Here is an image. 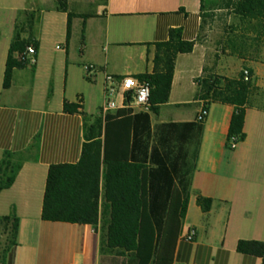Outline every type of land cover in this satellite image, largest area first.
I'll return each mask as SVG.
<instances>
[{"label": "crops", "instance_id": "1", "mask_svg": "<svg viewBox=\"0 0 264 264\" xmlns=\"http://www.w3.org/2000/svg\"><path fill=\"white\" fill-rule=\"evenodd\" d=\"M65 2L66 11L59 0H0V164L5 152L23 158L14 184L0 192V264H126L125 257L102 255L101 223L109 220L104 173L100 194L104 214L96 228L43 220L49 170L79 163L89 140H104L106 74L138 78L153 73L155 44L167 42L171 30H182L186 42L198 41L202 33V0ZM23 11L39 18L25 34L38 44L37 63L15 67L11 86L5 89L10 48ZM243 62L235 63L237 70ZM88 66L95 68L91 78ZM228 66L227 60H217L198 43L192 53L180 54L170 100L159 114L151 113L153 128L195 122L208 103L198 81L206 72L236 77L237 70L230 75ZM247 66L260 76L258 62ZM66 101H83L86 116L66 113ZM118 102L123 108L124 99L119 97ZM209 103L173 264H262L261 258L241 254L238 244L264 242V109L247 110L246 140L231 150L228 135L235 108ZM199 197L212 200L209 212ZM14 212L19 230L12 244L13 219L4 218H12ZM191 228L197 230L195 242L182 240Z\"/></svg>", "mask_w": 264, "mask_h": 264}, {"label": "trees", "instance_id": "2", "mask_svg": "<svg viewBox=\"0 0 264 264\" xmlns=\"http://www.w3.org/2000/svg\"><path fill=\"white\" fill-rule=\"evenodd\" d=\"M226 8L246 19L262 21L264 31V0H228ZM61 9L67 10L66 2ZM206 0H202L203 24L206 19ZM69 14L68 36L72 32ZM39 20L35 13L20 12L11 44L4 88L9 89L15 67L26 66L20 57L30 44L38 46L30 35ZM203 24L201 31L203 30ZM199 40V38H198ZM196 42H186L182 30H171L169 40L155 44L154 71L139 76L151 88L150 112L135 113L121 108L105 117L104 140H89L77 164L50 167L44 199L43 220L89 224L98 227L101 212V180L104 173L105 197L109 220L102 222V255L125 257L126 264H173L176 245L188 211L192 178L204 132L205 123H170L152 126V114L168 104L175 75L176 60L180 54L194 51ZM251 79L239 78L199 80L201 97L235 108L229 129L228 144L232 138L246 140L244 132L248 109L256 108L254 99L259 89ZM127 101V100H126ZM65 112L86 116L83 101L65 102ZM100 121V120H99ZM101 137V132L99 133ZM37 141V139H36ZM20 156V155H18ZM5 152L0 164V192L10 188L20 172L23 158ZM199 204L209 212L212 200L199 197ZM11 237L15 244L19 230L16 212ZM241 254L262 259L264 242L240 241Z\"/></svg>", "mask_w": 264, "mask_h": 264}, {"label": "rangeland", "instance_id": "3", "mask_svg": "<svg viewBox=\"0 0 264 264\" xmlns=\"http://www.w3.org/2000/svg\"><path fill=\"white\" fill-rule=\"evenodd\" d=\"M228 0H206V19L203 30L197 41L199 48L216 56L217 60H227L231 74L237 70L235 63L244 60L237 70V79L245 70H251L248 62L260 64V76L253 72V82L259 89L253 105L264 109V31L262 21L246 19L236 14L233 9L226 8ZM246 61V62H245ZM204 80L227 78L222 74L206 72ZM230 79V78H229ZM4 241V240H3ZM2 241V242H3ZM3 249L5 245L2 243Z\"/></svg>", "mask_w": 264, "mask_h": 264}, {"label": "built area", "instance_id": "4", "mask_svg": "<svg viewBox=\"0 0 264 264\" xmlns=\"http://www.w3.org/2000/svg\"><path fill=\"white\" fill-rule=\"evenodd\" d=\"M59 1L65 2L67 0ZM37 56L38 52L34 44L28 45L25 52L19 55L20 59L26 66H35L37 63ZM86 72L89 78L93 77L96 73L95 68L92 66L86 67ZM244 77L245 81H249L251 79V73L249 70L244 71ZM119 97L124 99L123 108L131 109L135 113L150 112L151 88L147 83L141 82L139 78L133 76L117 78L106 74L105 102L101 110V114L104 118L109 113L120 109L118 102ZM209 111V107L204 105L197 116V121L200 123H206ZM240 143L241 141L239 138H232L229 141L228 147L231 150H236ZM197 235V230L195 228H191L184 236H182L181 239L188 242H195Z\"/></svg>", "mask_w": 264, "mask_h": 264}]
</instances>
